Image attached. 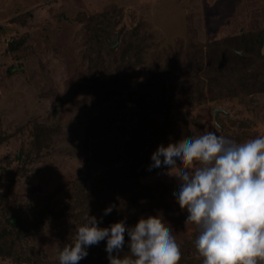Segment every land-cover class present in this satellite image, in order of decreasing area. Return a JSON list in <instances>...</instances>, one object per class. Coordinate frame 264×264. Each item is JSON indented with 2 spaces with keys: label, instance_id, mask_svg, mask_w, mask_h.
<instances>
[{
  "label": "rangeland",
  "instance_id": "374dc122",
  "mask_svg": "<svg viewBox=\"0 0 264 264\" xmlns=\"http://www.w3.org/2000/svg\"><path fill=\"white\" fill-rule=\"evenodd\" d=\"M92 22L97 28L114 25L110 47L117 46L122 36L139 40L143 50L139 60L144 65L168 67L170 73L154 89L186 87L181 72L188 49L211 45L209 57L198 59L212 70L206 79L234 76L236 82L231 79L232 86L226 87V82L224 87L237 93H222L218 99L206 94L204 103L187 114L176 113V108L170 114L228 134L237 142L264 135V0H0V231L5 218L17 212L24 218L25 232L5 238L7 249L0 253V264H51L59 248L75 238L87 213L100 217L94 207L78 208L85 199L71 198L75 190L91 187L101 172L115 171L107 167L126 166L120 152L105 165L87 168L88 148L95 145L86 133L91 93L85 25ZM15 42L16 48L10 50L9 44ZM122 94L125 99L147 95L149 117L163 120L153 109L162 98L157 91ZM170 131L167 125L161 134ZM118 132H108L107 138ZM161 144L164 136L150 132L126 150L132 160L140 161ZM118 180L123 186L132 185L129 178L126 184ZM139 181L179 186L175 176L164 172ZM45 204L54 209L50 219L36 213ZM186 217L173 220L174 228L169 229L183 249L179 264H202L191 244L198 226Z\"/></svg>",
  "mask_w": 264,
  "mask_h": 264
},
{
  "label": "trees",
  "instance_id": "16d2710c",
  "mask_svg": "<svg viewBox=\"0 0 264 264\" xmlns=\"http://www.w3.org/2000/svg\"><path fill=\"white\" fill-rule=\"evenodd\" d=\"M112 10L116 11L115 8ZM85 26L88 33L85 56L90 60L88 74L90 87L88 89L91 93L87 104V108L90 109V115L88 116L90 125L86 133L95 139V145L88 148L87 168L93 169L105 165L120 152L124 155L126 161H123V163H126V166L107 167L108 170L115 171L101 172L100 177L92 183L91 187L88 186L86 189L83 186L78 187L71 198L82 195L85 203L83 206L79 205L78 208L86 210L85 208L91 209V207H94L96 213L102 217L100 226H108L120 219H124L128 225H135L143 219L145 222L158 221L167 230L174 228L173 220L187 215V211L181 209L173 199L179 186H165L154 181L142 184L139 180L156 172L151 167V157L159 148L167 151L169 147L178 146L182 141L209 131L203 129V125L195 123L191 119H181V115L173 117L170 114L172 109L176 108L178 114L180 112L187 114L188 111L204 103L206 94L211 95L212 99L222 97V93H229L230 96L235 95L237 92L227 91L226 87L232 86L233 83L230 80L236 82V78L233 76L228 80L220 74L217 78L208 77L210 80L206 79L207 73L212 70H209V67L202 66V61L199 62L198 59L202 60L203 56L207 59L212 47L211 45L208 47L203 45V48L199 47L198 49V45L197 47L191 45L188 49L189 55L186 64L181 72L187 86H180L179 89L174 90L170 88L165 90L162 86L159 89H154L156 83L161 84L162 78L168 76L170 71L168 67L160 68V64L156 68L144 65L139 60L143 52L142 47L138 46L139 40L132 42L122 36L120 43L111 48L110 43L115 40L116 35L112 23L103 28H97L94 22ZM254 42L255 44L257 42L259 45L261 44L259 39H254ZM16 46V42L14 44L10 43L8 48L14 50ZM141 67L142 69H140ZM218 68L221 70L222 66L219 64ZM226 82H228L227 86ZM253 84L249 85L254 87ZM128 89H132L134 93H130L127 91ZM147 90L157 91L162 97L159 100V105H154L153 109L164 116L162 120L164 122L159 121L157 117H149L148 111L150 108L147 95H139L137 99H125L123 94L121 96L123 91L131 96L136 94L137 91L144 94ZM247 90L241 91V96H244ZM171 106L174 107L171 108ZM165 123L171 127L169 134H161L162 130L167 129ZM112 130L119 131L118 135L112 139L107 138L106 134L112 132ZM150 132L155 133L157 136L163 135L164 144H161L156 151L151 152L146 158L140 161L132 160L130 157L131 151L126 150V148L132 147L134 141L139 143L140 137L146 136ZM214 132L232 139L228 134L219 133L217 130ZM125 135L128 136L127 139H125ZM41 137L37 136L38 139H41ZM99 137L103 139L100 140ZM128 139L129 141H126ZM119 177L125 184L129 178L132 185L123 186L118 180ZM109 205L113 206L112 211L105 215L103 209ZM36 213L43 216V219H50L54 214V209L45 204L42 208L36 210ZM36 213H33L34 216H36ZM100 217L97 216V218ZM23 220L24 218L18 216L17 212L5 218L2 223L3 229L0 231V253L4 254L7 249L3 246L5 238L25 234L21 223ZM127 240V235H125V245L120 252L121 256L129 254ZM194 241L195 238H193L191 244H193L194 252H197ZM105 243V240H101L98 244L89 246L88 255L78 261L77 264H109ZM180 250L182 255V247ZM23 256H20V260L24 261ZM179 263L180 261H178ZM51 264H59L58 257Z\"/></svg>",
  "mask_w": 264,
  "mask_h": 264
},
{
  "label": "clouds",
  "instance_id": "9594fccd",
  "mask_svg": "<svg viewBox=\"0 0 264 264\" xmlns=\"http://www.w3.org/2000/svg\"><path fill=\"white\" fill-rule=\"evenodd\" d=\"M151 161L156 172L177 178L173 199L187 211L186 221L198 226L194 243L202 264L264 261V135L237 142L206 131L167 151L159 148ZM101 221L86 214L75 238L59 248V264H77L101 240L109 264H178L180 246L160 222ZM125 235L129 254L121 256Z\"/></svg>",
  "mask_w": 264,
  "mask_h": 264
},
{
  "label": "water",
  "instance_id": "95a60500",
  "mask_svg": "<svg viewBox=\"0 0 264 264\" xmlns=\"http://www.w3.org/2000/svg\"><path fill=\"white\" fill-rule=\"evenodd\" d=\"M116 44H114V45H111V47H114ZM216 116H217V113L216 112H214V119H216Z\"/></svg>",
  "mask_w": 264,
  "mask_h": 264
}]
</instances>
